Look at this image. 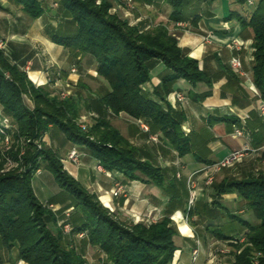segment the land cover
Wrapping results in <instances>:
<instances>
[{
  "label": "trees",
  "instance_id": "obj_1",
  "mask_svg": "<svg viewBox=\"0 0 264 264\" xmlns=\"http://www.w3.org/2000/svg\"><path fill=\"white\" fill-rule=\"evenodd\" d=\"M13 1L34 18L44 11L37 0ZM164 1L171 6L172 21L190 17L186 12L190 0ZM56 2L60 20L55 28H47L50 38L73 56H94L97 76L106 82V88L93 92L78 81L74 95L51 96L28 78L24 62H18L10 50L5 53L0 49V105L18 131L12 135L15 142L7 152L18 166L1 171L6 158L0 152V264H4L1 249L9 251L13 247L18 259L27 264H87L74 244L64 239L60 228L53 232L48 227L49 222L56 224L57 218L37 198L31 183L33 174L42 165L53 173L65 190L64 195L69 197L60 212L71 208L68 221L72 233L86 232L84 238L89 245L104 254L102 264H171L178 248L179 232L169 212L149 224L119 220L94 193L63 168L57 150L43 137L48 133L50 141H56L60 147L81 145L106 170L119 172L127 180L140 179L164 187L171 192L172 201L182 199L183 183L166 182V170L146 158L147 154L140 147L125 138L111 124L110 116L124 112L141 119L148 125L149 133L166 137L181 156L190 150V137L181 131L180 121L153 99L142 84L151 78L150 70L158 62L164 64L165 71L153 88V94L162 101L179 79L193 84L210 83V78L199 68L195 58L183 52L177 38L164 24L149 28L131 24L111 12L112 4L108 0ZM235 2L248 5L247 0ZM252 6L248 18L237 12L230 13L228 18L236 16L243 29L251 34L252 80L264 102V0H253ZM208 93L192 96L201 98ZM84 112L93 114V122L87 128L78 124ZM19 137L25 139L23 145L19 144ZM21 150L23 153L18 158ZM212 187L216 198L236 191L241 204L257 221L239 219L245 244L230 242L235 250L227 264H264V173L225 179L212 183ZM216 203L212 201L209 212L215 211ZM195 210L196 205L190 206L187 216ZM209 230L219 239L227 241L233 237L218 229ZM256 253L259 255L254 258Z\"/></svg>",
  "mask_w": 264,
  "mask_h": 264
},
{
  "label": "crops",
  "instance_id": "obj_2",
  "mask_svg": "<svg viewBox=\"0 0 264 264\" xmlns=\"http://www.w3.org/2000/svg\"><path fill=\"white\" fill-rule=\"evenodd\" d=\"M37 1L44 11L34 18L15 1L0 0V36L7 40L5 53L10 50L18 62H24L28 78L51 96L58 95L62 89H66L69 96L74 95L78 81L83 82L93 92L97 87L106 88V83L97 76V61L94 56H73L68 49L50 38L47 28H55L60 20L57 15L58 5H53L56 0ZM141 2L157 13H161L158 2L162 3L161 7L166 3L164 0ZM239 6L244 5L236 3L235 0H203L195 12L190 11L188 19L181 21V25L170 19L172 9L167 10L168 20L165 23L168 30L177 38L183 52L198 61L199 68L210 78V83L199 81L192 84L179 79L162 101L153 94V88L165 71L164 64L158 62L150 70L151 78L142 84V88L180 121L181 131L190 137L188 152L180 156L166 137L160 133L143 131L141 119L133 118L124 112L110 116L111 124L125 138L140 147L147 154L146 158L166 170V182L183 183L182 199L179 197L172 201L171 192L154 183L140 179L127 180L119 172L101 170L98 160L89 153L82 156L83 151H80L78 164H73L65 152L61 157L68 173L94 193L119 220L149 224L169 212V217L179 232L178 248L171 264H191L190 253L196 240L200 243V252L195 264L203 263L207 245L223 240L212 237L210 228L233 235L243 232L244 228L241 227L239 219L257 222L251 212L248 213L249 210L242 206L236 191L223 193L216 198L212 187V183L225 179L249 178L260 172L264 173V114L260 111L264 102L252 80V38L249 30L243 29L236 16L228 18L232 12L249 17L250 11L241 14ZM234 43L238 45L234 47ZM233 56L240 59V68L230 66L229 61ZM72 66L76 67L74 73L70 72ZM93 80L99 81L96 88L92 83L89 84ZM181 85L184 88H181ZM176 91L184 93L188 101H176ZM207 91L209 93L201 98L192 96ZM86 115L92 116L89 112ZM4 116L7 115L0 105V119ZM236 129L242 130V134H236ZM150 135H155L156 139H151ZM44 140L59 148L56 141H50L48 133L45 134ZM72 147L74 145L65 148L67 153ZM241 148L246 150L232 165L220 170L214 169L215 162L231 151ZM177 172L180 177L176 176ZM189 177L194 181L197 192L191 205L187 186ZM209 177L212 182L207 184ZM116 182L124 186V191L113 196L111 191ZM213 200L217 203L213 209L215 211L211 213L209 208ZM54 202L62 206L68 201L64 197H56ZM195 205L197 211L188 217L186 210ZM205 205L208 208H205ZM180 221L188 227V231L180 226ZM75 247L83 254L88 264H93L91 249L97 251L102 259L105 257L97 247L90 246L86 238L77 240ZM183 248L189 251L187 259L182 258ZM1 253L4 264H27L18 259L16 247L9 251L2 248Z\"/></svg>",
  "mask_w": 264,
  "mask_h": 264
},
{
  "label": "rangeland",
  "instance_id": "obj_3",
  "mask_svg": "<svg viewBox=\"0 0 264 264\" xmlns=\"http://www.w3.org/2000/svg\"><path fill=\"white\" fill-rule=\"evenodd\" d=\"M108 1H110L112 4L111 12H115L121 18L127 19L131 24H133V23L143 24L144 27H146V28L153 27L157 24L166 25L165 22H167V20H168L167 19V16H168L167 10H169V8H171V6L166 1H165L166 2L165 5L163 7H161L162 3L158 2L157 6L159 9H161V13H157V12L152 11V9H149L148 6H146V4L144 2H141V1H135V0H108ZM160 1H162V0H160ZM202 1L203 0H190V4L188 6L189 8L186 10L187 14L190 13V11L195 12V9L197 8V6H200ZM252 8H253V6H248L245 4L243 7L239 6L238 10L241 14H244L248 11H251ZM178 22H181V21H178ZM177 25H179V24H177ZM103 82H105V81L103 80ZM89 84H91L94 88H96L99 84V81L93 80V81H90ZM181 88H184V86L181 85ZM94 90H98V87H97V89H94ZM27 102L29 103L28 100H27ZM86 114L87 113L81 114V116L82 115L85 116V119L83 121H81V116L78 119V124L79 125H80V123L84 124L85 128H87V126H89L93 122V120H92L93 114H92V116H88L89 114L88 115H86ZM17 132H18L17 129L12 130V134H11L9 143H6L5 141H1L0 152H1L2 156H4V158H11L12 160H14L12 158V156H10L7 152H9L8 150H9L10 146L15 142L12 135L17 134ZM24 140L25 139L19 137V140H18L19 144L23 145L25 142ZM36 146H37V144H36ZM70 146L71 145L66 144L63 147L59 146V148L53 147V146L52 147L55 148L57 150L59 156L62 157V156H64V152L67 155V151L65 150V148L68 149ZM74 147H76L79 150V152L83 151L84 155H82V156H85L88 153V151L81 145L80 146L74 145ZM5 161L3 163V168L1 171H3V170L8 171V170H11V169L16 168L18 166V163L12 164V165H7L5 163ZM79 161H80V158H79ZM72 163L78 164L79 162H77V163L72 162ZM99 166H100L99 169H101V170L105 169L104 167H102V165H99ZM40 167H41L40 172L34 173L32 176V180H31L32 187H33L34 193L36 194L37 198L43 204L50 203V201H53L54 199H56V197H64L68 201L69 197L67 195H64V194H66L65 190L59 186V184L56 181L53 173L50 170H48L46 167H44L43 165ZM63 168H64V166H63ZM66 203H68V202H66ZM52 204L55 207H57V210L54 211L50 208L49 209L52 211L53 215H55V217L57 218V222H56V224H54L53 222H49L48 227L54 232L56 229L60 228V226L58 224V220L61 219V213L63 214V211L60 212L63 205L62 206L57 205L56 202H53ZM67 209L71 210V208H67ZM245 209H247V208H245ZM247 212L249 213L250 211H247ZM245 213H243V214H245ZM180 224H181L180 226L187 229V231H188V228L186 225L182 224L181 221H180ZM243 233L244 232H241V231L236 232L233 234V237L230 240H227V241L222 240V241L217 242V243L211 242L210 244H208L207 245L208 250L206 252V259L201 264H227L233 258L232 253H233V250H235L234 247L232 245H230V242L236 243V244L237 243L245 244V240L243 238ZM210 234L212 237H215V235L213 233H210ZM63 236H64V239L66 241H68L70 244L71 243L74 244V246H75L77 240H80L78 238H75V237L73 238V237L65 235V234H63ZM182 252H183L182 258L187 259L189 257L188 249L183 248ZM236 252H238V251H236ZM258 255H259V253L254 254V258H256ZM90 256L93 259V262H92L93 264H102V261H103L102 258L103 257H100V254L97 251H95L94 249L90 250Z\"/></svg>",
  "mask_w": 264,
  "mask_h": 264
},
{
  "label": "built area",
  "instance_id": "obj_4",
  "mask_svg": "<svg viewBox=\"0 0 264 264\" xmlns=\"http://www.w3.org/2000/svg\"><path fill=\"white\" fill-rule=\"evenodd\" d=\"M247 2H248V4H252L253 0H247ZM53 5L56 6L57 2L54 1ZM177 24L181 25L183 23L177 22ZM237 45H238L237 43H234L233 46L235 47ZM6 46H7V40L3 36H0V49L5 50ZM229 63H230V66L233 68H240L241 67L240 59L236 56L231 57ZM25 69H27V67ZM70 72H72V73L76 72V67L72 66L70 68ZM57 75L59 76L60 72H58ZM48 81H50L49 78H48ZM58 96L60 98H65V97L69 96V92L66 89H62L58 92ZM174 98L176 101H179L181 103H185L188 101L187 96H185L184 93H182L181 91L174 92ZM260 111H261V113L264 114V104L262 105ZM84 119H85V116L82 115L81 121H83ZM80 126L82 128H85V125L82 123H80ZM141 128L145 132L149 131V127L146 123H141ZM12 130H16L15 124L11 121V119L8 116L2 117L0 119V140L5 141L6 143H9L10 137L12 134ZM235 133L240 135V134H242V130L236 129ZM44 136H45V134H44ZM150 137L153 140L156 139L155 135H150ZM43 139H44V137H43ZM35 143L40 148L41 144H40L39 140H36ZM245 150H246V148H241V149H236V150L231 151L223 159H221V160H219L213 164L214 169L220 170L223 167H227V166L232 165L238 158H240L243 155ZM22 153H23V150H21L19 152L18 158L21 157ZM80 155H81V153L79 152V150L76 147H72L67 153V158L71 162L77 163V162H79ZM5 163L7 165H12V164H16L17 161L12 160L11 158H6ZM98 167L100 168V166H98ZM39 172H40V169H37L36 173H39ZM176 176L180 177V173L177 172ZM211 182H212V178L209 177L207 179L206 183L210 184ZM187 186L189 189V204L191 205L194 198L196 197V193H197L195 186H194V181L191 179V177H189L187 180ZM123 191H124V186L122 184L116 182L114 184V188L112 189L111 193L113 196H117L118 194L122 193ZM44 205L46 207L54 210V211L57 210V207H55L52 203H46ZM69 212H70V209L64 210L63 216L61 217L60 220H58V224L60 226L62 233L65 235L71 236L73 238L74 237L78 238V239L84 238L86 236V232H84V231L72 233V226H71L70 222L68 221ZM199 244H200L199 241L196 240L195 246L191 249V253H190L191 264H195V262L197 261V258H198L199 252H200Z\"/></svg>",
  "mask_w": 264,
  "mask_h": 264
},
{
  "label": "bare ground",
  "instance_id": "obj_5",
  "mask_svg": "<svg viewBox=\"0 0 264 264\" xmlns=\"http://www.w3.org/2000/svg\"><path fill=\"white\" fill-rule=\"evenodd\" d=\"M188 228V227H187Z\"/></svg>",
  "mask_w": 264,
  "mask_h": 264
}]
</instances>
